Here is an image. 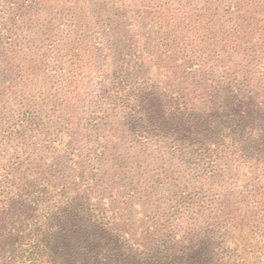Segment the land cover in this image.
<instances>
[{"label": "rangeland", "instance_id": "obj_1", "mask_svg": "<svg viewBox=\"0 0 264 264\" xmlns=\"http://www.w3.org/2000/svg\"><path fill=\"white\" fill-rule=\"evenodd\" d=\"M162 2L174 5V25L183 13L189 23L204 20L195 24L196 32L186 30L181 40L174 38L188 53L185 65L199 62L187 49L201 31L213 50L200 61L204 80L211 84L209 78L216 82L232 69L244 84L238 87L233 80L221 90L209 87L208 106L218 107L228 93L248 97L256 92L257 103L264 102V0ZM132 4L138 5L124 8L123 14L115 8L100 12L92 5L81 10L78 0H0V166L17 179L27 178L28 190L39 191L34 206L41 213L56 193L70 189L82 197L93 185L90 194L113 220L116 233L133 240L129 257L142 245L149 248L170 237L188 248L193 238L214 235L219 226H240L225 212L238 216L247 211L249 229L232 235L252 243L264 208L253 201L256 168L234 161L227 166L228 153L220 150L213 153L221 156L215 166L212 154H193L192 143L175 146L160 126L127 118L126 97L112 94V87L130 95L149 86L179 99L197 81L159 69L174 65L166 59L176 41L159 20L146 29L136 21V8H153L154 1L124 0V5ZM235 4L240 11L232 15ZM77 16L82 18L75 28ZM83 22H88L85 28ZM226 37L238 44L236 52L225 47L230 44ZM67 44H73L72 52ZM142 51L147 54L139 58ZM57 54L65 64L58 63ZM126 69L132 71L125 77L115 74ZM254 81L260 89L252 88ZM23 112L31 119L14 131ZM217 147L213 143L211 150ZM208 254L198 251V264H207Z\"/></svg>", "mask_w": 264, "mask_h": 264}, {"label": "trees", "instance_id": "obj_2", "mask_svg": "<svg viewBox=\"0 0 264 264\" xmlns=\"http://www.w3.org/2000/svg\"><path fill=\"white\" fill-rule=\"evenodd\" d=\"M151 1L155 2L153 8L145 9L143 4V8H136V12L134 11V15L137 13L136 21L142 29L159 20L157 23L161 22V29L168 30L169 38L173 40H181L185 36L183 31H197L195 24L202 20L189 23L187 14L183 13V18H177V24L174 25V5L166 7L162 0ZM78 4L82 5L81 10L92 5L100 12H104L106 8H115L123 14L127 12L124 8L135 9L138 5H124V0H78ZM239 11L240 8L235 4L232 15ZM80 18L82 17L77 16L72 19L75 21V28L80 26ZM84 23L88 22L81 24L85 28ZM197 33L200 35L196 43L187 51L197 56L199 62L185 65L188 53L174 40L176 42L168 51V60L166 59L167 62L175 61L172 62L174 65L159 68L164 71L172 70V75L176 74L179 78L181 75L196 79L195 86L189 90L187 96L183 95L178 99V95L172 94L173 98H168L160 91H151L149 86H141L130 95L118 87L110 90L117 97H126L123 112L127 118L138 123L142 121L146 126H160L167 139L176 141L175 146L176 143L190 142L193 154L199 157L212 154L214 165L218 164L221 156L213 153L220 150L228 153L224 156L227 166L234 161L255 167L253 186L256 198L253 201L264 206V102L257 103L256 92L248 97H237L228 93L218 107L213 108V103L208 106L209 87L211 91L214 87H221V90L222 86L232 85L233 80L238 87H243L244 84L234 77L232 69L216 82L209 78L211 84L204 80L202 73L205 68L200 61L208 51L213 50L209 48L211 44L201 31ZM225 40L230 43H226L225 47H232L236 52L238 44H233L227 37ZM132 41L135 39L129 42ZM72 45H68V52H72ZM142 52L139 58L147 54ZM60 55L57 54L56 60L65 64ZM260 70L264 75V58L260 62ZM131 71L132 69H126L115 74L125 77V73ZM162 75L171 76L165 73ZM156 84L154 87L158 86L157 82ZM256 85L254 81L251 86L260 89ZM260 95L258 94L259 97ZM10 115L16 117L15 113ZM21 117L14 124V131H19L31 119L28 112H23ZM213 143L218 145L216 150H211ZM213 173L215 172L212 170ZM237 179L232 180L229 188H234ZM28 183L30 181L27 178L17 179L14 172L0 166V264H198V251L209 253L205 260L207 264H264V208L261 210L262 223L256 226L251 237L252 243L241 235H232L233 231V234H239L240 231L249 229L247 211H241L238 216L225 212L228 218L233 219L234 223L239 222L240 226L225 229L219 226L214 235L196 240L193 238L188 248H184L179 240L171 237L149 248L142 245V250L130 254L131 258L127 251L135 247L131 244L133 240L116 233L113 220H109L107 212L101 210L100 203L90 194L93 185L85 188L82 197L79 192L70 189L56 193L57 196L51 199L50 205L41 213L34 206L38 203L39 191L28 190ZM88 193L90 195H86ZM230 203L232 202H227L226 209L230 207ZM246 203L252 202L248 200Z\"/></svg>", "mask_w": 264, "mask_h": 264}]
</instances>
